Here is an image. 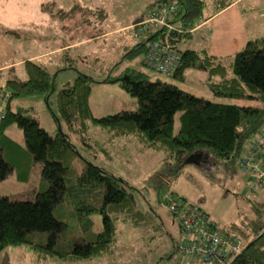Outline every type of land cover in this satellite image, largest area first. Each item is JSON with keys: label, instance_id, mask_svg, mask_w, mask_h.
Returning <instances> with one entry per match:
<instances>
[{"label": "trees", "instance_id": "16d2710c", "mask_svg": "<svg viewBox=\"0 0 264 264\" xmlns=\"http://www.w3.org/2000/svg\"><path fill=\"white\" fill-rule=\"evenodd\" d=\"M177 3L176 12L169 18L175 31L168 34V41L180 60L169 78L181 80L185 69L197 67L205 73V84L215 97L264 103V37L246 42L229 58L210 57L203 50L195 52L181 47L188 32L203 21L204 1L177 0ZM157 36L158 32L141 36L126 47L125 55H141L145 66L147 43ZM21 66L25 79H6L0 83L10 93L0 123V180L11 172V164L3 157L4 152H9L17 159L40 163L41 191L33 201H13L0 196V251L24 245L43 260L69 263L90 260L111 252L115 220L129 219L137 224L140 218L131 186L89 163H84L81 170L70 168L75 150L66 136L60 131L49 136L37 121L10 111V101L16 97L41 95L47 103L55 94L58 116L68 130L78 124L80 132H85L90 120L116 137L132 136L143 148L162 152L153 184L155 201L160 207H163L162 193L174 192L167 177L178 176L185 159L197 152L206 157L204 163L210 170L225 171L232 176L238 169L245 188L246 178L239 161L246 142L264 129V107L208 101L127 68L118 77L103 82H119L136 100L137 109L93 118L88 105L90 78L80 74L54 93L58 70L51 74L35 61H24ZM176 112H180L178 130L173 134ZM11 124L21 131L23 148L5 136L4 130ZM253 196L243 197L250 200ZM252 210V218L243 224L246 235L252 239L248 241L243 235L242 252L231 264H264V205H254ZM94 215L100 217L102 224L97 232L93 231ZM177 244L171 247L173 253Z\"/></svg>", "mask_w": 264, "mask_h": 264}, {"label": "rangeland", "instance_id": "374dc122", "mask_svg": "<svg viewBox=\"0 0 264 264\" xmlns=\"http://www.w3.org/2000/svg\"><path fill=\"white\" fill-rule=\"evenodd\" d=\"M263 2L243 0L238 6L242 9V20L247 30L254 27L252 24H257L256 36L264 34V19L257 18L258 15L264 16V10H258ZM119 5L102 0H0V67L5 66L0 68V83L6 79H25L22 66L17 61L116 29L123 22L116 17L117 12L125 9ZM249 6L253 8L249 9ZM100 8L107 14L104 21L95 12ZM207 13L208 10L204 9L202 16ZM127 33L110 34L81 46L54 51L36 63L45 66L51 74L58 70L54 78V93L71 84L80 74L90 78L88 105L93 118L137 109L136 100L120 87L119 82H103L104 79L118 77L127 68L146 74L150 80L174 84L208 101L264 107V103L252 100L215 97L205 84V73L197 67L185 69L181 80L156 74L142 65L141 55H125L127 49L123 38L127 41ZM9 108L37 121L49 136L59 131L63 133L75 150L70 168L81 170L84 163H89L131 186L140 218L137 224L129 219L114 221V243L111 252L102 257L71 263L60 259L43 260L27 246L21 245L8 246L0 251V264H199L171 250L179 241L177 227L166 209L156 203L153 189L155 174L159 173V162L156 161L161 152L143 148L132 136L116 137L90 120L86 123L85 132H80L78 124L73 131L68 130L58 116L55 94L47 103L41 95L16 97L11 99ZM179 114L176 112L173 117V134L178 130ZM4 134L24 147L21 131L15 125L7 126ZM3 157L11 164V172L0 180V196L13 201H33L41 191L40 163L32 159L29 162L25 158L17 159L9 152H4ZM205 159L200 152L188 156L180 174L168 176L167 180L182 194L198 202L217 223L229 224L246 235L243 224L252 218V206L264 205V190L245 200L241 172L237 169V174L229 176L225 171L210 170L204 163ZM91 219L93 231H100V217L94 215ZM246 237L248 241L252 239L249 235Z\"/></svg>", "mask_w": 264, "mask_h": 264}, {"label": "built area", "instance_id": "2783aa9c", "mask_svg": "<svg viewBox=\"0 0 264 264\" xmlns=\"http://www.w3.org/2000/svg\"><path fill=\"white\" fill-rule=\"evenodd\" d=\"M177 7V0H157L156 7L149 11L147 17L127 33V41H133L145 34L158 32L157 38L147 43L143 64L164 78L173 75L180 60L168 41V34L175 31L169 18ZM9 100L10 93L0 86V123ZM239 165L246 178L245 198L263 191L264 129L249 139ZM176 196L180 195L171 190L160 196L161 206L171 214L178 226L179 241L175 254L194 259L199 264H231L242 252V232L229 224L217 223L198 203Z\"/></svg>", "mask_w": 264, "mask_h": 264}, {"label": "crops", "instance_id": "0c3cea01", "mask_svg": "<svg viewBox=\"0 0 264 264\" xmlns=\"http://www.w3.org/2000/svg\"><path fill=\"white\" fill-rule=\"evenodd\" d=\"M107 1L110 4H121L119 6L125 7L124 10L118 11L117 18H121L123 22L119 24L116 29L112 31H102L91 38L80 39V42L71 45H62L61 47L49 51L46 53H40L31 55L24 60L17 61L16 63H23L24 61H37L42 59L48 53L54 51H62L64 49H69L70 47H74L78 44L83 45L86 44L93 39L100 38L106 35L115 34V33H127L128 30H132L139 22L143 21L150 10L154 9L157 5V0H102ZM204 1V9L208 10L206 16H202L203 21L200 22L196 27L188 32L189 36L181 41L182 47L189 48L195 52H199L201 50L205 51V53L210 57L215 58H229L238 51H240L246 42L259 40L264 37L263 35H257V24H252V28L246 29L242 20V9H238V6L243 0H203ZM217 8H220L217 10ZM253 7L249 6V9ZM117 9V7L115 8ZM258 10H264V2L258 6ZM100 17V20L107 19V14L104 9L95 11ZM123 15V16H121ZM125 16V17H124ZM264 16H257V18H262ZM261 20H255L258 22ZM105 32V33H104ZM124 41V47L132 46L137 42L133 41ZM15 63V64H16ZM2 66L0 68H4ZM183 77V75H182ZM184 91L183 89L179 88ZM187 92V91H185ZM189 93V92H187ZM192 94V93H190ZM193 95V94H192ZM195 96V95H194ZM203 98V97H202ZM208 100V99H207ZM248 144L244 147V150H247ZM163 157V153L161 152V156L158 157L156 162H160ZM242 183L244 178L242 174L240 175ZM244 185V184H243ZM170 188L179 194L187 198L188 200L194 202V200L190 199L186 195L182 194L179 190H177L174 185H170ZM214 219V218H213ZM30 249V248H29Z\"/></svg>", "mask_w": 264, "mask_h": 264}]
</instances>
